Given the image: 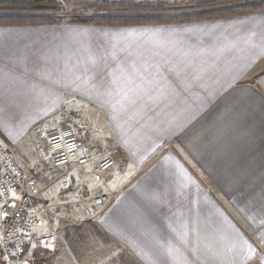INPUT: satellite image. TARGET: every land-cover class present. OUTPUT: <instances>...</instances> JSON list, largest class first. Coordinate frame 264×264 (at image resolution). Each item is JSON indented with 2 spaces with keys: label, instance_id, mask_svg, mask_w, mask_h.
<instances>
[{
  "label": "crops",
  "instance_id": "1",
  "mask_svg": "<svg viewBox=\"0 0 264 264\" xmlns=\"http://www.w3.org/2000/svg\"><path fill=\"white\" fill-rule=\"evenodd\" d=\"M63 122L87 162L71 191L46 192L47 230L64 216L55 208L72 210L136 264H264V12L0 26V138L44 184L57 177L48 135Z\"/></svg>",
  "mask_w": 264,
  "mask_h": 264
},
{
  "label": "trees",
  "instance_id": "2",
  "mask_svg": "<svg viewBox=\"0 0 264 264\" xmlns=\"http://www.w3.org/2000/svg\"><path fill=\"white\" fill-rule=\"evenodd\" d=\"M68 8L70 11L67 12ZM259 12H264V0H0V26L77 24L140 27L194 23ZM89 237L96 245L97 239L103 240L94 226L87 222L66 229L62 236L72 254L77 256L87 249ZM0 264L4 263L0 261ZM29 264L44 262L29 260Z\"/></svg>",
  "mask_w": 264,
  "mask_h": 264
},
{
  "label": "built area",
  "instance_id": "3",
  "mask_svg": "<svg viewBox=\"0 0 264 264\" xmlns=\"http://www.w3.org/2000/svg\"><path fill=\"white\" fill-rule=\"evenodd\" d=\"M48 147L55 181L44 184L19 156L0 138V261L4 264L19 260L36 242L39 246L55 244V235L49 230L36 236V229L48 220L50 213L45 201L46 192L53 182L67 187L74 172L79 171L87 160L78 158L79 136L65 122L58 124L48 135ZM113 165L110 158L97 166L102 172ZM101 184L100 180L98 181ZM93 205H107L99 189L91 191Z\"/></svg>",
  "mask_w": 264,
  "mask_h": 264
},
{
  "label": "rangeland",
  "instance_id": "4",
  "mask_svg": "<svg viewBox=\"0 0 264 264\" xmlns=\"http://www.w3.org/2000/svg\"><path fill=\"white\" fill-rule=\"evenodd\" d=\"M70 2H98L102 0H69ZM119 1V0H115ZM136 1H163V2H171L172 0H136ZM181 1V0H179ZM70 11V8L67 9V12ZM35 149V147H34ZM37 155H43L42 152L41 154ZM36 157V155H33ZM48 157L47 154H44V160ZM47 165L49 166V173H53L56 171L54 167L51 166L50 161L47 160ZM37 176V175H36ZM39 178V177H38ZM72 183V182H71ZM70 183V184H71ZM70 184L67 186L69 187ZM71 187V186H70ZM68 189L71 191V189ZM55 213L58 214H63L64 216H56L53 220H50V227L47 230V224L44 222L41 227H38L36 229V234L40 235L46 231H51L55 235V244L54 247H56V253L55 255H48L50 253L49 249L51 246H39L35 245L32 248H30L31 252L36 250L37 252L34 253V255L37 257V260L44 259L43 261L47 264L49 263H59V264H74L73 260L74 259V254L70 251V248L68 247L67 243H63L60 240V234L65 230V229H71L74 226L81 225L82 222L86 221L88 218H91V216H76L74 211L68 210V211H61L58 208H55ZM54 213V212H53ZM93 215V214H92ZM93 217V216H92ZM96 244H92V238L89 237L87 239L88 245L87 249L83 250V253L86 254V256L82 259V262H79V264H136L132 259L128 258L127 255H125L123 252V248L116 243L113 240H107V242L102 243L97 239ZM49 251V252H46ZM71 252V254L69 253ZM66 253V254H65ZM121 253V254H120ZM118 254V255H117ZM27 255V254H26ZM25 255V256H26ZM24 256V257H25ZM33 256V258L35 257ZM29 258V257H27ZM27 258H23L26 260ZM31 258V260H34ZM62 258L63 262H61L59 259Z\"/></svg>",
  "mask_w": 264,
  "mask_h": 264
},
{
  "label": "water",
  "instance_id": "5",
  "mask_svg": "<svg viewBox=\"0 0 264 264\" xmlns=\"http://www.w3.org/2000/svg\"><path fill=\"white\" fill-rule=\"evenodd\" d=\"M6 264H29V262L27 260H24V259H19V260L9 261Z\"/></svg>",
  "mask_w": 264,
  "mask_h": 264
}]
</instances>
